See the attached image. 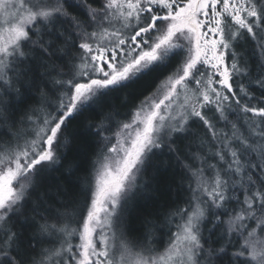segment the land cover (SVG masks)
Wrapping results in <instances>:
<instances>
[{
	"label": "snow or ice",
	"instance_id": "1",
	"mask_svg": "<svg viewBox=\"0 0 264 264\" xmlns=\"http://www.w3.org/2000/svg\"><path fill=\"white\" fill-rule=\"evenodd\" d=\"M0 264H264V0H0Z\"/></svg>",
	"mask_w": 264,
	"mask_h": 264
},
{
	"label": "trees",
	"instance_id": "2",
	"mask_svg": "<svg viewBox=\"0 0 264 264\" xmlns=\"http://www.w3.org/2000/svg\"><path fill=\"white\" fill-rule=\"evenodd\" d=\"M138 103V101H137ZM114 108L121 113L123 116L126 112L129 111L127 108H122L121 101L119 99L113 101ZM86 115H95V114H86ZM73 128L76 127L74 124ZM79 157V153L75 147L69 152L68 160L72 161ZM162 161L167 160V155L160 158ZM175 162L173 161V164ZM171 169H165L161 166L160 170L155 173H148L147 176L144 177V181L146 184L150 185L147 190L143 193V197L129 206V212L127 216V229H128V237L129 239L137 238L143 235L144 230V220L147 219H155L157 216L161 215V209H166L167 205L170 204L171 200L175 198L176 189L173 186L169 189V180L171 177ZM60 173H54L53 177H59ZM166 231V230H164ZM164 240L167 237H163Z\"/></svg>",
	"mask_w": 264,
	"mask_h": 264
}]
</instances>
